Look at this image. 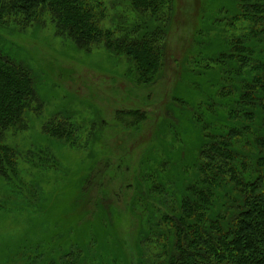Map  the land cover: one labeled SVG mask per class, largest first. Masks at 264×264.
<instances>
[{"label":"rangeland","instance_id":"1","mask_svg":"<svg viewBox=\"0 0 264 264\" xmlns=\"http://www.w3.org/2000/svg\"><path fill=\"white\" fill-rule=\"evenodd\" d=\"M128 6V0H120L121 9L106 10L103 25L114 27L119 16L123 27L133 23ZM225 11L239 15L237 0H175L167 57L148 84L125 57L101 44L80 48L47 15L24 21L15 7L0 17V51L30 73L42 102L6 136L14 151L8 178L0 177V264L157 263V236L145 223L158 218L162 204L174 207L197 174L193 162L187 163L197 154L198 133L192 122L177 120L178 109L183 110L171 101L190 100L196 106L209 92V86L192 87L189 79L188 58L202 46L201 34L193 30L207 29L213 13ZM235 26L242 30L250 24ZM217 48L214 44L200 53L209 56ZM136 110L145 113L137 126L129 114ZM61 116L78 127L81 147L79 141L71 146L43 130L48 120ZM105 170L107 179H101L98 173ZM90 172L98 176L99 198L104 195L110 204L108 220L102 207L91 211V199L101 201L98 189L81 192ZM223 187L217 188L219 204L231 192Z\"/></svg>","mask_w":264,"mask_h":264},{"label":"trees","instance_id":"2","mask_svg":"<svg viewBox=\"0 0 264 264\" xmlns=\"http://www.w3.org/2000/svg\"><path fill=\"white\" fill-rule=\"evenodd\" d=\"M128 1V18L134 19L125 27L120 16L114 27L103 25L106 10L121 9L120 0H0V17L12 14L15 7L22 10L24 21L47 15L80 48L89 51L101 44L112 54L125 57L144 84L153 83L163 68L162 59L167 57L165 41L175 0ZM244 1L246 4H242ZM237 12V16L227 11L213 13L211 25L216 36L212 38L211 25L193 30L202 36L200 50H211L214 44L218 48L204 57L195 48L198 51L188 58L192 61L188 68L192 87L210 88L204 100L196 106L190 100L171 101L175 109L180 106L183 110L178 109L177 120L192 122L198 133L197 154L187 163L190 167L193 162L197 174L193 187L177 199L174 207L160 200L164 206L156 210L157 224L153 225L152 219L145 223L148 232L157 236L155 264H264V0H237ZM237 22L250 26L239 30ZM181 65L177 62L179 68ZM34 87L23 65L0 51L2 178H8L9 155L14 151L5 143L7 134L24 123L26 112L42 105ZM129 114L135 126L145 120L144 112ZM56 119L44 125L45 133L71 146L79 141L81 147L80 139H76L78 127L68 117ZM72 137L74 141H70ZM98 176L107 179L106 170ZM98 176L91 172L85 176L83 195L85 188L94 187L99 198ZM223 186L231 192L219 204L217 188ZM99 200L91 199V211L102 207L108 213H101L108 220L110 204L104 203V195Z\"/></svg>","mask_w":264,"mask_h":264}]
</instances>
